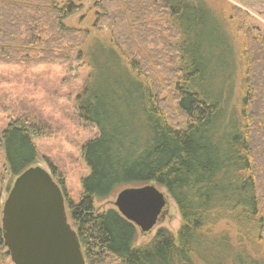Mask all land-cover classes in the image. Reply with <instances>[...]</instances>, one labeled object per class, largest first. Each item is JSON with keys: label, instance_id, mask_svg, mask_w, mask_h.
I'll return each instance as SVG.
<instances>
[{"label": "trees", "instance_id": "1", "mask_svg": "<svg viewBox=\"0 0 264 264\" xmlns=\"http://www.w3.org/2000/svg\"><path fill=\"white\" fill-rule=\"evenodd\" d=\"M170 6L192 38L186 48L188 74L201 83L190 50L202 48L206 44L202 40H208L207 46L219 45L221 28L208 27L209 12L203 4ZM77 11L67 3L57 14L58 30L72 34L63 22ZM116 21L119 18L111 24ZM211 33L219 37L218 43L209 41ZM128 38L116 36V47L129 68L145 76L138 55L122 47L123 42L130 45ZM260 39L249 34L245 41L246 97L240 116L234 109L242 121L224 111L222 98H210L195 86L185 88L177 108L170 107L154 82L148 84V92L142 90L116 54L112 60L117 64L111 62L118 68L114 72L105 69L109 52L106 55L101 47L94 55L102 60L97 78L115 85L112 92L96 96V78L79 108L84 121L99 132L83 149L90 170L82 183L83 196L78 205H70L87 264H264V164L258 163L259 156L264 157V40ZM128 82L136 88L133 92L124 86ZM98 106L99 111L94 108ZM41 136L40 128L29 121L5 129L2 144L12 176L37 166L35 141ZM149 185L166 190L182 225L176 235L162 228L149 244L136 247L137 227L116 209L97 213L95 206L120 190Z\"/></svg>", "mask_w": 264, "mask_h": 264}, {"label": "rangeland", "instance_id": "2", "mask_svg": "<svg viewBox=\"0 0 264 264\" xmlns=\"http://www.w3.org/2000/svg\"><path fill=\"white\" fill-rule=\"evenodd\" d=\"M70 2L79 10L63 22L72 34L57 27L58 12ZM178 2L192 8L203 4L206 14L209 12L208 27L214 24L221 28L219 45L207 46L208 40H202L206 42L202 48L190 50L201 83L188 74L186 48L192 38L184 32L179 16L170 10V5ZM118 18L113 26L111 21ZM249 34L260 37V41L264 37V0H134L133 5L132 0H0V264H14L2 233L4 205L17 179L7 168L2 144L8 126L29 121L40 128L42 136L35 141L37 166L47 170L60 187L69 223L75 230L70 205L80 203L82 183L90 175L83 149L99 135L97 128L84 121L79 109L81 99L96 85L100 74L102 60L93 58L98 50L102 47L106 55L110 53L106 70L118 71L111 63L117 64V59L112 60L116 54L123 70L142 90L148 92V84L154 82L170 107L177 108L185 88L195 86L210 98H222L224 111L241 119L249 69L244 51ZM116 36L129 37L130 45L123 42L122 47L138 55L145 76L129 68L116 47ZM208 37L213 43L220 40L213 33ZM114 85L99 79L94 93L103 96L112 92ZM124 86L131 92L136 89L129 82ZM94 108L99 111V106ZM259 157L258 163L264 164V157ZM120 191L98 202L97 213L115 209ZM181 225L179 209L170 198L167 213L151 232L142 233L137 228L135 246L149 244L162 228L176 235Z\"/></svg>", "mask_w": 264, "mask_h": 264}, {"label": "water", "instance_id": "3", "mask_svg": "<svg viewBox=\"0 0 264 264\" xmlns=\"http://www.w3.org/2000/svg\"><path fill=\"white\" fill-rule=\"evenodd\" d=\"M169 204V195L155 185L125 189L114 203L142 233L161 222ZM2 230L14 264H87L78 234L69 223L64 195L40 166L17 177L4 205Z\"/></svg>", "mask_w": 264, "mask_h": 264}, {"label": "flooded vegetation", "instance_id": "4", "mask_svg": "<svg viewBox=\"0 0 264 264\" xmlns=\"http://www.w3.org/2000/svg\"><path fill=\"white\" fill-rule=\"evenodd\" d=\"M2 233H3V230H2Z\"/></svg>", "mask_w": 264, "mask_h": 264}]
</instances>
